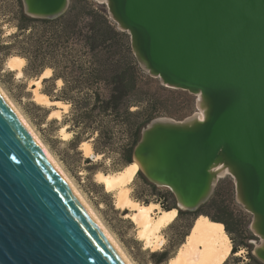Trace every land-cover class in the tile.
<instances>
[{"label":"water","instance_id":"obj_1","mask_svg":"<svg viewBox=\"0 0 264 264\" xmlns=\"http://www.w3.org/2000/svg\"><path fill=\"white\" fill-rule=\"evenodd\" d=\"M21 1L34 18L70 4ZM95 1L129 34L143 71L196 96L191 115L142 128L132 161L188 211L212 196L214 164L230 166L264 263V0ZM0 264H127L1 93Z\"/></svg>","mask_w":264,"mask_h":264},{"label":"trees","instance_id":"obj_2","mask_svg":"<svg viewBox=\"0 0 264 264\" xmlns=\"http://www.w3.org/2000/svg\"><path fill=\"white\" fill-rule=\"evenodd\" d=\"M3 17L16 30L9 34V40L2 43L0 49L24 57L25 70L32 75L51 68L52 75L44 82L62 80L61 88L53 97L69 105L63 118L69 125L67 130L73 132L69 143L76 147L84 141V134L87 138L96 134V153H118L113 163L117 172L132 163L133 148L142 128L152 118L164 114L174 116L173 111L180 110V102L191 103L187 90L167 87L141 69L129 34L117 27L104 3L70 0L67 10L58 17L34 18L24 13L21 0H0V18ZM136 173L143 185L133 194L134 200L144 204L160 203L165 210L177 208L168 188L160 189L139 169ZM221 191L222 188L216 187L212 196L195 211L177 208L175 217L190 216L194 221L200 216L194 223L206 220L221 225L232 241V235L240 238L232 244L230 253L240 247H250L243 264H264L252 254L248 221L234 213ZM174 220L168 226H172ZM194 223L186 225L179 245ZM174 253L164 248L150 252V257L155 264H163ZM229 258L227 255L222 264H228ZM237 258L238 263L244 261Z\"/></svg>","mask_w":264,"mask_h":264},{"label":"rangeland","instance_id":"obj_3","mask_svg":"<svg viewBox=\"0 0 264 264\" xmlns=\"http://www.w3.org/2000/svg\"><path fill=\"white\" fill-rule=\"evenodd\" d=\"M15 30L16 28L12 26L11 22H8V19L4 17L0 18V45L6 43L9 40V34L13 33ZM5 51L6 50L0 49V87L9 100L17 108L34 133L44 144L48 152L53 156L65 174L71 179L76 188L86 199L130 262L132 264H155L153 258L150 257V252L156 250L143 248V242L136 238V226L133 220L126 216V213H128L129 210L126 209L124 211L116 208L114 205V193L105 191L103 185L95 179L94 174L97 171H102L104 173L107 172L108 174L117 172L113 169V163L119 157L118 153L116 151H109V153L106 154L96 153L94 151L96 134L93 135V137L88 138V135L84 134V141H88L91 144L95 157L85 156L80 143L76 147L70 144L69 140L71 139L73 132L67 130L69 125L63 121V118L66 117L68 113L69 105L60 106L57 104H49L47 106L38 103L33 98L34 91L37 90L40 93L46 94L47 98L53 101V94H56L57 91H59L63 82L61 83L57 80L44 82L43 80L46 78L44 77L40 80L38 85L34 80H36L41 73L39 75H32V73L26 71V59L22 66V76L17 77L16 71L10 70L7 67L9 57L15 54H7ZM189 99L191 103L180 102V110H174V116L166 114L161 116H168L180 120L184 118H182L183 115H191L197 110L196 96L191 94ZM53 110H57L59 115H50ZM62 128L64 129V133L67 131L70 134L64 136L61 132ZM135 175L127 183L130 188L129 195L132 197L133 194L140 189L141 185H143L141 178L138 175L135 177ZM158 187H160V189L167 188L164 186ZM216 187L222 188L221 192L223 193L226 203H230L234 213L240 215L244 221H248V227L250 229L252 214L236 199V189L233 177L230 174H225L219 177L214 190ZM150 197L153 198L151 195ZM158 204L161 207V204ZM191 222H194L192 217L180 216L174 220L172 226L167 225L166 228L163 230L161 229V234L163 238H165V243L157 250L161 251L164 248H168L169 251H172V254L174 252L176 253L185 240V237H183V242L179 245L181 236L186 230L185 227ZM223 232L229 241L230 247H232L234 242L240 240L239 237L232 235V237H234V240L232 241L231 236H229L225 229ZM250 232H252V230ZM253 240H256V237L252 232V237L248 242L251 243ZM249 248L250 247H240L238 252H229L228 255L230 258L228 264H243L247 260V252L249 251ZM237 257H241L244 261L238 263ZM169 259L163 264H168Z\"/></svg>","mask_w":264,"mask_h":264},{"label":"bare ground","instance_id":"obj_4","mask_svg":"<svg viewBox=\"0 0 264 264\" xmlns=\"http://www.w3.org/2000/svg\"><path fill=\"white\" fill-rule=\"evenodd\" d=\"M24 62V57L13 55L9 57L7 67L10 70H15L16 76L20 77L23 73L22 66L24 65ZM51 75V68H46L34 81L39 85V82L42 78L50 77ZM57 81L62 83L61 79H57ZM0 93L10 104V106L18 115V117L21 119L23 124L26 126L27 130L42 147L48 158L63 176V178L68 183V185L73 190L78 199L81 201V203L91 214L98 226L102 229L108 239L115 246V248L126 261V263L132 264L123 252V250L120 248L116 240L112 237L110 232L103 225L97 214L88 204L86 199L82 196V194L76 188L71 179L65 174V172L62 170V168L59 166L53 156L48 152L44 144L34 133L32 128L28 125V123L22 117L17 108L9 100V98L1 87ZM33 98L38 103H42L47 106L49 104L68 106L67 104L59 100H49L46 94L40 93L37 90L34 91ZM205 109L206 107H204L203 110L198 111V113L196 114L200 119L204 118ZM50 115L54 116L59 114L57 110H53ZM63 131L64 129L62 128L61 132L64 134V136L70 134L67 131L66 133H64ZM80 144L83 148L85 156L95 157L92 146L88 141H82ZM140 167H142L140 160L136 158L132 161V163L125 166L121 171H118L113 174L97 171L94 176L96 181L103 185L105 191L114 193V205L116 206V208L121 210H129V212L126 213V216L133 220L136 226V238L143 242V248L157 250L160 249V247L165 242V239L163 238L160 230L162 227L169 224L175 218L177 208L165 210L160 207L158 203L150 202L148 204H144L130 197V188L127 183L133 178V176L136 174V171L140 169ZM231 170L232 168L225 163H215L213 166V171L216 178H219L225 174H230ZM238 196L240 199H242L239 191ZM198 218H200V216H198ZM198 218H196L195 220H197ZM256 224L257 223L255 222V225ZM263 248L264 243H257L255 252L259 254ZM229 252V241L227 240V237L224 234L222 227L218 224H213L206 220H198L194 223L190 233L185 237L184 242L178 248L176 254L169 259L168 264H222Z\"/></svg>","mask_w":264,"mask_h":264},{"label":"crops","instance_id":"obj_5","mask_svg":"<svg viewBox=\"0 0 264 264\" xmlns=\"http://www.w3.org/2000/svg\"><path fill=\"white\" fill-rule=\"evenodd\" d=\"M46 78H47V77H46ZM136 175H137V174H136ZM136 175H135V177H136ZM135 177H134V178H135ZM130 196H131V195H130ZM131 198L134 199L132 196H131ZM135 200H136V199H135ZM172 209H173V208H172ZM175 215L177 216V213H176ZM175 218H176V217H175ZM175 218H174V219H175ZM174 219H173V220H174ZM173 220H172V221H173ZM172 221H171V222H172ZM167 225H168V224H167ZM167 225H165V226L162 227L161 229L163 230L164 228H166ZM162 230H160V232H161ZM164 239H165V238H164ZM164 243H165V242H164ZM163 245H164V244H163ZM163 245H162V246H163ZM162 246H161V247H162ZM161 247H160V248H161Z\"/></svg>","mask_w":264,"mask_h":264},{"label":"flooded vegetation","instance_id":"obj_6","mask_svg":"<svg viewBox=\"0 0 264 264\" xmlns=\"http://www.w3.org/2000/svg\"><path fill=\"white\" fill-rule=\"evenodd\" d=\"M177 214H178V210H177ZM177 217V216H176Z\"/></svg>","mask_w":264,"mask_h":264}]
</instances>
